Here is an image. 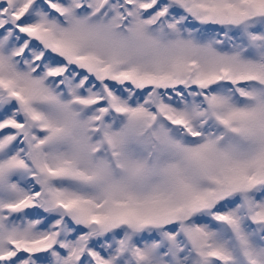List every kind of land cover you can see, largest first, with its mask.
<instances>
[{"label": "snow or ice", "instance_id": "1", "mask_svg": "<svg viewBox=\"0 0 264 264\" xmlns=\"http://www.w3.org/2000/svg\"><path fill=\"white\" fill-rule=\"evenodd\" d=\"M0 264H264V0H0Z\"/></svg>", "mask_w": 264, "mask_h": 264}]
</instances>
